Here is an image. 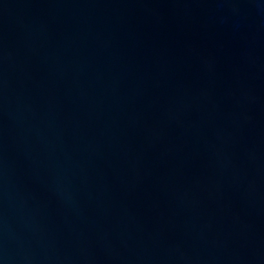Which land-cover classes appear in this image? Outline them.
<instances>
[{
  "label": "water",
  "instance_id": "water-1",
  "mask_svg": "<svg viewBox=\"0 0 264 264\" xmlns=\"http://www.w3.org/2000/svg\"><path fill=\"white\" fill-rule=\"evenodd\" d=\"M0 264H264V0H0Z\"/></svg>",
  "mask_w": 264,
  "mask_h": 264
}]
</instances>
